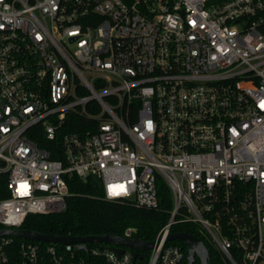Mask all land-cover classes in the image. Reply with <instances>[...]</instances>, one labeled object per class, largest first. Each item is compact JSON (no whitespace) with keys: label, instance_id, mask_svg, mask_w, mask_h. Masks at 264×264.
I'll use <instances>...</instances> for the list:
<instances>
[{"label":"built area","instance_id":"2783aa9c","mask_svg":"<svg viewBox=\"0 0 264 264\" xmlns=\"http://www.w3.org/2000/svg\"><path fill=\"white\" fill-rule=\"evenodd\" d=\"M70 116L80 130L63 131ZM39 133L61 136V159ZM0 173V229L64 211L68 177L144 209L159 208L160 180L171 207L146 264L183 260L167 241L177 224L228 264H264V0H0ZM142 252L0 236V264H139Z\"/></svg>","mask_w":264,"mask_h":264},{"label":"trees","instance_id":"16d2710c","mask_svg":"<svg viewBox=\"0 0 264 264\" xmlns=\"http://www.w3.org/2000/svg\"><path fill=\"white\" fill-rule=\"evenodd\" d=\"M86 120L70 116L66 120L69 127H64V132L80 130ZM61 136L55 140H48L40 133L32 136L39 147L49 153L51 159H61L62 152L59 147ZM7 175L0 173V200L8 197L6 188ZM68 197L66 198L65 210L55 214L28 215L21 228L44 235L55 236H93L111 235L122 237L127 228H133L132 234L135 239L141 241H153L160 227L168 219V210L171 207V193L162 181L157 182V195L159 199L158 209H144L132 205L130 202L121 200H105L102 198V188L98 180L89 178L81 181L75 176L66 179ZM1 227V226H0ZM170 232L185 233L198 238L208 254V264H228L216 249L208 236L201 232L194 224H177L171 227ZM180 246L184 258L178 264H187L186 246L182 241H173ZM143 260L139 264H146L149 251L141 253ZM193 264H200L195 256Z\"/></svg>","mask_w":264,"mask_h":264},{"label":"water","instance_id":"95a60500","mask_svg":"<svg viewBox=\"0 0 264 264\" xmlns=\"http://www.w3.org/2000/svg\"><path fill=\"white\" fill-rule=\"evenodd\" d=\"M2 235H11L18 238H23L31 241L38 242H51L58 244L74 243V242H96V243H107L111 245H121L133 250L140 251H150L157 241H141L138 239H124L117 236L111 235H93V236H55V235H44L41 233L19 229V230H7L0 229V236ZM182 241L186 246V261L187 264H193L194 257L196 256L200 264H208V254L203 243L196 237L185 234V233H176L170 234L167 238V241ZM109 249L114 250L117 253H121L122 249H117L110 247ZM136 254H134V258Z\"/></svg>","mask_w":264,"mask_h":264}]
</instances>
